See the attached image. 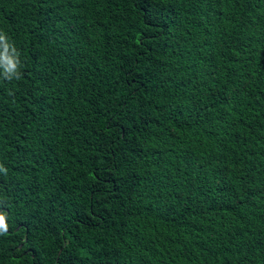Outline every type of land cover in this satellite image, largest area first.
<instances>
[{"label":"trees","instance_id":"1","mask_svg":"<svg viewBox=\"0 0 264 264\" xmlns=\"http://www.w3.org/2000/svg\"><path fill=\"white\" fill-rule=\"evenodd\" d=\"M0 264H264V0H0Z\"/></svg>","mask_w":264,"mask_h":264},{"label":"clouds","instance_id":"2","mask_svg":"<svg viewBox=\"0 0 264 264\" xmlns=\"http://www.w3.org/2000/svg\"><path fill=\"white\" fill-rule=\"evenodd\" d=\"M19 52L9 43L6 34L0 32V76L5 80L20 79L19 68L21 65ZM7 169L0 165V172L7 175ZM8 230L7 217L3 211H0V234Z\"/></svg>","mask_w":264,"mask_h":264}]
</instances>
